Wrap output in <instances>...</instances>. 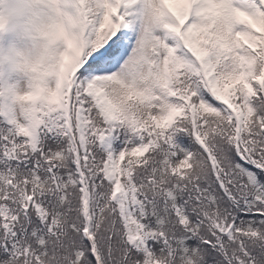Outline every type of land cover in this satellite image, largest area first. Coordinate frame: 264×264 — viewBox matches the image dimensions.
Returning a JSON list of instances; mask_svg holds the SVG:
<instances>
[{
  "label": "snow or ice",
  "instance_id": "snow-or-ice-1",
  "mask_svg": "<svg viewBox=\"0 0 264 264\" xmlns=\"http://www.w3.org/2000/svg\"><path fill=\"white\" fill-rule=\"evenodd\" d=\"M0 264H264V0H0Z\"/></svg>",
  "mask_w": 264,
  "mask_h": 264
}]
</instances>
